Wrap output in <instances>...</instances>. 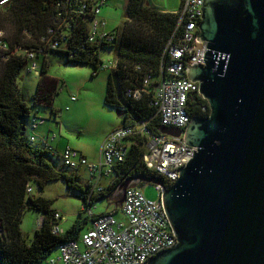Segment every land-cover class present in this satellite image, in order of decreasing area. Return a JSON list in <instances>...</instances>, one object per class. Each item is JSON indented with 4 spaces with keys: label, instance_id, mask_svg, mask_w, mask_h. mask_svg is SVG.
Masks as SVG:
<instances>
[{
    "label": "trees",
    "instance_id": "trees-1",
    "mask_svg": "<svg viewBox=\"0 0 264 264\" xmlns=\"http://www.w3.org/2000/svg\"><path fill=\"white\" fill-rule=\"evenodd\" d=\"M147 2L129 0V15L121 27L112 31L114 39L96 42L89 41L91 7H83L82 0H11L0 6V42L6 45L5 48L0 45V264H46L50 257L57 255L63 243L78 238L83 228L82 221L76 220L65 232L55 234L53 227L58 221L53 199L35 194L32 183L41 190L48 182L63 180L75 191L74 196L89 207L96 199L110 200L130 175H155L142 159L146 137L136 143L129 138L126 142L132 143L125 161L112 167V181L107 188L95 189L91 195L90 181L87 187L82 182L80 171L83 168L76 170L62 161L61 154L66 147L54 154L48 145L50 137L42 139L48 148L36 145V137L27 134L28 127L24 122L33 115L31 129L35 132L45 124L44 118L37 117L38 109L50 107L53 110L59 81L48 74L47 57L51 52L65 54L68 62L90 64L95 74L101 69L105 53L112 51L118 67L110 71L105 103L120 111L126 110L127 113L120 117L121 123L125 119L124 126L133 123L134 119L150 118L154 109L149 105V98L136 101L125 92L140 86L147 73L154 77L160 74L161 64L167 66L169 63V55L165 53L168 41L174 37L173 41L179 42L184 27H178L177 11L159 10ZM53 42L57 43L56 47L52 46ZM29 53H34V59L29 58ZM41 58L43 63L41 67L37 66L39 74H35L39 76L36 91L28 103L18 82L20 71L30 60ZM31 66L30 73L34 74ZM207 105V101L196 94L195 102L189 108L192 117L206 115L208 110L204 111L203 107ZM34 123H37L36 128ZM147 127L159 134V117L150 118ZM165 183L167 187L171 186L169 182ZM142 184L136 186L142 188ZM29 187L31 191H28ZM120 207L115 206L110 212L116 215L121 212ZM27 208L42 214L32 240H28L21 229ZM105 213H91L90 219Z\"/></svg>",
    "mask_w": 264,
    "mask_h": 264
},
{
    "label": "water",
    "instance_id": "water-1",
    "mask_svg": "<svg viewBox=\"0 0 264 264\" xmlns=\"http://www.w3.org/2000/svg\"><path fill=\"white\" fill-rule=\"evenodd\" d=\"M201 11L196 39L207 50L185 74L208 112L185 129L161 127L183 134L194 156L170 187L133 174L113 196L121 206L130 186L162 187L177 243L147 264H264V0H203Z\"/></svg>",
    "mask_w": 264,
    "mask_h": 264
},
{
    "label": "built area",
    "instance_id": "built-area-1",
    "mask_svg": "<svg viewBox=\"0 0 264 264\" xmlns=\"http://www.w3.org/2000/svg\"><path fill=\"white\" fill-rule=\"evenodd\" d=\"M10 1L0 0V6ZM82 2L83 7H91L89 41L113 40V30H107L108 23L101 17L102 7L108 0ZM202 4L203 0H182L181 8L176 13L179 15L178 27L183 26L184 32L179 42H174L172 37L167 43L165 53L169 55V63L167 66L161 64L157 77L147 73L140 86L128 88L125 92L136 101L148 97L149 105L154 109L150 118L159 117L161 127L185 129L192 119L189 108L195 102V95H200L199 85L190 81L185 72L189 66L202 63L207 50L206 43L196 39L202 19ZM0 45L2 48L6 46L3 42ZM52 46L56 47L57 43L53 42ZM110 53L114 57L113 52ZM34 57V53H29L30 59ZM117 67L116 59L101 64V70L115 71ZM31 70L39 74L35 63ZM71 100L75 101V96ZM203 110L207 111L206 106ZM150 118L143 121L134 119L133 123L111 132L101 146L98 162H90L69 146L63 150L61 159L69 167L88 171L94 192L100 189L101 178L111 177L112 167L125 161L130 143L146 137L142 155L144 164L156 176L172 185L178 179L179 171L193 158L195 148L185 144L183 134L174 137L162 132L153 133L147 127ZM33 127L36 128L37 123ZM129 138L133 139L130 143L126 142ZM155 186L159 193L157 200L148 199L142 188L128 187L120 207L121 218H116L111 212L98 216L78 238L63 243L57 255L50 257L46 264H147L151 257L174 247L177 239L161 201L162 187ZM31 190L29 187L28 191ZM55 219L58 224L53 227V232L61 234L63 231L59 223L63 215L57 211Z\"/></svg>",
    "mask_w": 264,
    "mask_h": 264
},
{
    "label": "rangeland",
    "instance_id": "rangeland-1",
    "mask_svg": "<svg viewBox=\"0 0 264 264\" xmlns=\"http://www.w3.org/2000/svg\"><path fill=\"white\" fill-rule=\"evenodd\" d=\"M128 1L108 0L107 4L102 7L101 17L107 21L108 27L106 28L108 31L122 26L126 19ZM148 1L159 10L175 12L179 10L182 0ZM109 59H113L110 51L104 55V61L107 62ZM47 60L49 62L48 74L59 81L58 92L53 102V110L50 107L38 109L37 117L44 118L45 124L40 125L33 132L31 129L33 115L24 120L28 127L27 134L34 135L37 139L35 144L43 148L48 147L44 145L42 139L47 136L50 137L48 145L54 154L69 146L87 154L91 161H95L106 135L115 124L119 125L121 122L117 109L105 103L110 70L99 69L94 74L92 65L68 62L66 55L59 52L49 53ZM34 63L41 67L43 59L30 60L21 69L18 78L23 97L28 103L32 101L39 80V76L30 73V66ZM72 96H75V101L71 100ZM58 162L61 164L60 160ZM80 174L83 184L87 187L90 180L89 173L82 169ZM112 179L113 177H102L98 188H107ZM163 181L165 180L163 179ZM32 186L35 194L53 199V208H57L63 215L59 225L64 232L76 220L82 221L83 228L81 231H86L92 224L91 213L98 214L108 209L112 211L122 197L120 193L110 197V200L109 198H99L89 207H85L83 200L74 196L75 191L68 188L63 180L48 182L41 190L35 183H32ZM142 190L148 199H158L159 193L155 185H149ZM115 217L121 218V212ZM41 219L42 214L39 211L28 208L25 210L21 229L28 240L33 239ZM81 231L80 233H82Z\"/></svg>",
    "mask_w": 264,
    "mask_h": 264
},
{
    "label": "crops",
    "instance_id": "crops-1",
    "mask_svg": "<svg viewBox=\"0 0 264 264\" xmlns=\"http://www.w3.org/2000/svg\"><path fill=\"white\" fill-rule=\"evenodd\" d=\"M181 4H182V1H181ZM180 7H181V5H180ZM180 9V8H179ZM127 17V16H126ZM107 27H108V24H107ZM111 31V30H110ZM110 55H111V53H110ZM110 60H113V59H109L108 61H110ZM121 126V122L119 123V125H117V124H115L114 126H113V128H112V130L106 135V137L111 133V132H113L115 129H117V128H119ZM48 137V136H47ZM105 137V138H106ZM105 140V139H104ZM47 142V141H46ZM104 142V141H103ZM103 142H102V144H103ZM102 144H101V146H102ZM101 146H100V149H101ZM67 147V146H66ZM100 149H99V155H98V158H97V160H95V161H91L90 160V158L87 156V154H85V153H83V155L84 156H86L87 157V159L89 160V161H91V162H98L99 161V158H100ZM81 152V151H80ZM91 178V177H90ZM90 181V180H89ZM100 185V184H99ZM92 190H93V188H92ZM91 193V195L92 194H94L93 193V191H91L90 192ZM57 211H59L57 208H55ZM103 212H110V210L108 209V210H103L102 212H99V213H103ZM98 213V214H99ZM93 214H96V213H93Z\"/></svg>",
    "mask_w": 264,
    "mask_h": 264
},
{
    "label": "flooded vegetation",
    "instance_id": "flooded-vegetation-1",
    "mask_svg": "<svg viewBox=\"0 0 264 264\" xmlns=\"http://www.w3.org/2000/svg\"><path fill=\"white\" fill-rule=\"evenodd\" d=\"M142 185H143L142 189H146L149 186V184H146V183H143Z\"/></svg>",
    "mask_w": 264,
    "mask_h": 264
}]
</instances>
